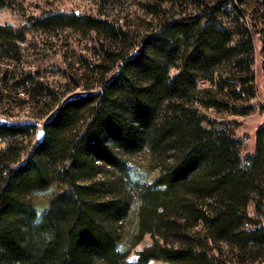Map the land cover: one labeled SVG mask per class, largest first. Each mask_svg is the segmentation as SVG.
<instances>
[{"label": "trees", "instance_id": "obj_1", "mask_svg": "<svg viewBox=\"0 0 264 264\" xmlns=\"http://www.w3.org/2000/svg\"><path fill=\"white\" fill-rule=\"evenodd\" d=\"M22 1L0 0V12ZM139 5L144 32L102 9L47 11L44 27L77 30L28 32L42 36L35 72L20 62L28 33L0 24V264H264V124L247 152L238 121L208 112L255 110L264 0ZM71 36L95 45L72 60ZM56 46L61 72L47 59ZM25 108L31 118L19 119ZM140 155L149 181L132 176ZM53 186L39 211L34 196ZM135 202L132 245L152 243L127 263L131 248L119 247Z\"/></svg>", "mask_w": 264, "mask_h": 264}, {"label": "rangeland", "instance_id": "obj_2", "mask_svg": "<svg viewBox=\"0 0 264 264\" xmlns=\"http://www.w3.org/2000/svg\"><path fill=\"white\" fill-rule=\"evenodd\" d=\"M144 0H23L21 4L13 7H5L0 12V24L13 27L14 29H22L26 33L35 30H52L58 31L61 29H72L71 27H49L46 28L40 23V19H43L44 13L47 11H74L87 12L91 14H98L99 10L102 9L105 13H110L112 16L127 17L130 22L135 24H143V32L146 29V23L150 21V18L144 17V10L141 8L139 3ZM38 19V21L36 20ZM149 19V20H148ZM37 21L36 23L34 21ZM150 26V25H149ZM16 27V28H15ZM83 31V30H80ZM80 38L79 36H71L70 45L76 51L73 55L72 60H76L79 55L84 53H90L91 51L84 49V44L94 47V40H86L84 44L77 43L75 39ZM60 52L50 53L48 58V64L58 67L61 72L62 68L65 67L66 58L64 57L65 50L63 48H57ZM260 41H257V53L254 70L256 73V85H257V97L253 100L255 104V110L246 116H234L227 113H216L213 110L208 111L214 117L224 118L226 120L235 119L238 121L236 127V134L242 137L246 143V151L252 152L256 146V131L264 124V70L263 60L259 53ZM37 65H41V61H37ZM60 75L57 73L56 78ZM200 86H205L204 81H200ZM77 93H80L78 91ZM30 110L28 108L15 109L14 113L20 116L19 119L31 118L28 116ZM26 117V118H25ZM12 119V118H11ZM42 129V127H41ZM40 129V130H41ZM133 172L132 176L134 179H140L142 181H149L154 172L151 170L146 156L140 155L135 156L132 160ZM56 186L42 191L34 196V202L37 203L39 211L42 210L47 198L55 191ZM249 212L254 215L253 204L249 206ZM138 231V203L135 202L128 218L123 223L122 228V240L119 249L123 252L131 248L130 254L125 258L127 263L136 262L138 260L137 251L143 249L152 243L150 234H146L144 238L136 245H132L134 236ZM148 264H165L160 260H151Z\"/></svg>", "mask_w": 264, "mask_h": 264}, {"label": "built area", "instance_id": "obj_3", "mask_svg": "<svg viewBox=\"0 0 264 264\" xmlns=\"http://www.w3.org/2000/svg\"><path fill=\"white\" fill-rule=\"evenodd\" d=\"M16 28V27H15ZM28 35V39H29V47L27 48V49H25V55H29V58H37V54H36V52H35V50L32 48V46H31V44H32V42L34 41V42H37V43H41V38H42V36H37V35H33V33L32 34H27ZM57 48H60L59 46L58 47H56L55 48V50L54 51H50L49 52V56H48V58L50 57V53L51 52H53V53H58V52H60ZM47 58V59H48ZM37 61H39V59L37 58ZM29 64V63H28ZM15 63H12V64H10V65H8V67L10 68V69H15ZM39 66L37 65V68H38ZM56 67V69L58 70V67L57 66H55ZM64 70H67V66H66V64H65V67L64 68H62V70L61 71H64ZM1 77V76H0ZM4 118V117H3ZM3 118H1V120L3 121ZM23 120V119H22ZM38 125H39V127H38V139H39V131H40V129H41V124H40V122L38 123Z\"/></svg>", "mask_w": 264, "mask_h": 264}, {"label": "bare ground", "instance_id": "obj_4", "mask_svg": "<svg viewBox=\"0 0 264 264\" xmlns=\"http://www.w3.org/2000/svg\"><path fill=\"white\" fill-rule=\"evenodd\" d=\"M37 36H41V35H37ZM20 47H21V57H20V62L21 65L24 67V69H31L32 72L37 71V58H29V55H25V49H27L29 47V39H28V35L26 37L25 41H21L20 42ZM57 47V46H56ZM55 47V48H56ZM29 63V64H28ZM22 92V91H21ZM25 93V92H24ZM20 95H23V93H20ZM19 108V106L17 107ZM10 116V115H9ZM11 119V118H10ZM9 119V120H10Z\"/></svg>", "mask_w": 264, "mask_h": 264}, {"label": "water", "instance_id": "obj_5", "mask_svg": "<svg viewBox=\"0 0 264 264\" xmlns=\"http://www.w3.org/2000/svg\"><path fill=\"white\" fill-rule=\"evenodd\" d=\"M41 133H43V135H44V130H43V129H41V130L39 131V139H41V138L43 137V135H41Z\"/></svg>", "mask_w": 264, "mask_h": 264}, {"label": "snow or ice", "instance_id": "obj_6", "mask_svg": "<svg viewBox=\"0 0 264 264\" xmlns=\"http://www.w3.org/2000/svg\"><path fill=\"white\" fill-rule=\"evenodd\" d=\"M41 135H43V133H41Z\"/></svg>", "mask_w": 264, "mask_h": 264}]
</instances>
